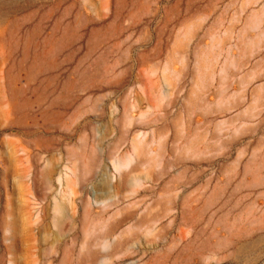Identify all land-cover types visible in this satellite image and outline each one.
Wrapping results in <instances>:
<instances>
[{
	"label": "rangeland",
	"instance_id": "1",
	"mask_svg": "<svg viewBox=\"0 0 264 264\" xmlns=\"http://www.w3.org/2000/svg\"><path fill=\"white\" fill-rule=\"evenodd\" d=\"M0 259L264 264V0H0Z\"/></svg>",
	"mask_w": 264,
	"mask_h": 264
},
{
	"label": "bare ground",
	"instance_id": "2",
	"mask_svg": "<svg viewBox=\"0 0 264 264\" xmlns=\"http://www.w3.org/2000/svg\"><path fill=\"white\" fill-rule=\"evenodd\" d=\"M87 204H86V206H87ZM61 210H62V206H58V205L55 206V211L57 213V218H55L53 226H54L56 232L59 233V234L64 232L66 230V228H67V226L64 225L65 224L64 222H67L68 220H70L69 215L67 214V216H64V214L61 212ZM83 216H85V217L89 216V211H86L83 214ZM111 231L113 232V229L109 230L108 232H105L103 237H102V239H107L108 237H110L111 233H112ZM85 234H87V235L91 234L90 230H86ZM0 263H1V259H0Z\"/></svg>",
	"mask_w": 264,
	"mask_h": 264
},
{
	"label": "crops",
	"instance_id": "3",
	"mask_svg": "<svg viewBox=\"0 0 264 264\" xmlns=\"http://www.w3.org/2000/svg\"><path fill=\"white\" fill-rule=\"evenodd\" d=\"M87 263H88V264H93V261H90V262L88 261Z\"/></svg>",
	"mask_w": 264,
	"mask_h": 264
}]
</instances>
